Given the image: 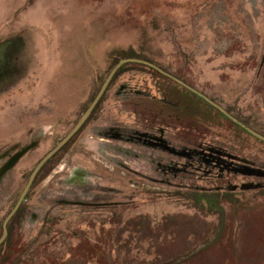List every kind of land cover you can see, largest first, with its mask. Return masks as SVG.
Masks as SVG:
<instances>
[{
	"label": "rangeland",
	"instance_id": "obj_1",
	"mask_svg": "<svg viewBox=\"0 0 264 264\" xmlns=\"http://www.w3.org/2000/svg\"><path fill=\"white\" fill-rule=\"evenodd\" d=\"M124 58L264 136V0H0V75L16 76L0 149L38 142L11 198ZM122 65L40 170L0 264H264V142Z\"/></svg>",
	"mask_w": 264,
	"mask_h": 264
},
{
	"label": "flooded vegetation",
	"instance_id": "obj_2",
	"mask_svg": "<svg viewBox=\"0 0 264 264\" xmlns=\"http://www.w3.org/2000/svg\"><path fill=\"white\" fill-rule=\"evenodd\" d=\"M15 78H16V76L0 75V87L2 86V84L8 83V82H10V80L15 79ZM3 93H5V92L0 90V95H2ZM89 115H88V117H89ZM87 118H86V120H87ZM79 128L72 134V136L79 130ZM37 145H38V142L36 140H34L33 138H31L25 144H22L19 141H14V142H12L10 144V146H6L5 148L0 149V213L2 212V210H4V212H2L3 213V216H2V218H1L2 220L0 222V236H1L2 230H3V221H4L5 217L9 214V212L15 206V204H16V202H17V200H18V198H19V196H20V194H21V192H22V190H23V188H24V186H25V184H26L29 176H30L31 171L33 170L32 169L30 171V173H29V175H28L25 183L23 184L21 190L19 191V194L14 199L13 197L11 198V195H13V193H15V191L18 189L19 184H20V181H23L24 180V177H23L24 172L19 173L18 172V169H17V166H18L20 160L29 151L34 150ZM56 152L53 153L45 161V163L49 159H51L53 156H55ZM45 163L40 167V169L37 171V173L33 177L32 182H31L28 190L26 191L25 195L23 196L21 202L19 203L18 207L15 209V211L13 212V214L10 216V218L6 222V224H5V227H6V235H5L4 239L2 240V242H4L7 239V237H10L12 239H14L15 237L18 238V235H16V233L19 231L18 230V227L21 225L22 219L24 218V215H23V202L25 201L26 195L28 194V192L31 189V187L34 186V184H35V182H36V180L38 178L39 172L44 167ZM8 180H10L9 183H8ZM11 203H12V205L10 206Z\"/></svg>",
	"mask_w": 264,
	"mask_h": 264
},
{
	"label": "water",
	"instance_id": "obj_3",
	"mask_svg": "<svg viewBox=\"0 0 264 264\" xmlns=\"http://www.w3.org/2000/svg\"><path fill=\"white\" fill-rule=\"evenodd\" d=\"M127 62H135V63H140V64H144L146 66H149L151 68H153L154 70H156L157 72H159L160 74L166 76L167 78L173 80L174 82H176L177 84H179L180 86H182L183 88H185L186 90L192 92L193 94L197 95L198 97H200L201 99H203L205 102H207L208 104H210L211 106H213L215 109H217L218 111H220L224 116H226L229 120H231L233 123H235L236 125L240 126L241 128H243L246 132L250 133L251 135H253L254 137L258 138L259 140L264 142V136L255 132L253 129H251L250 127H248L247 125H245L243 122H241L240 120H238L237 118H235L234 116H232L230 113H228L224 108H222L220 105H218L216 102H214L213 100L209 99L207 96H205L204 94H202L201 92H199L198 90H195L194 88H192L191 86L187 85L185 82H183L182 80L174 77L173 75L169 74L168 72L162 70L161 68H159L157 65L148 62L146 60H142V59H137V58H124V59H120L118 60L113 67L110 69V71L108 72V74L106 75L104 81L102 82L99 90L97 91L96 95L94 96V98L92 99V101L90 102V104L88 105V107L86 108V110L83 112V114L81 115V117L79 118V120L74 124V126L71 128V130L60 140L57 142V144L51 148L35 165V167L33 168V170L30 173V176L15 204V206L13 207V209L9 212V214L5 217L4 221H3V230H2V234L0 236V243L2 242V240L4 239L5 235H6V227L5 224L8 221V219L10 218V216L13 214V212L15 211V209L18 207L19 203L21 202L23 196L25 195L26 191L28 190L33 177L35 176V174L37 173V171L40 169V167L45 163V161L53 154L55 153L71 136L72 134L82 125V123L86 120V118L88 117V115L90 114V112L92 111V109L94 108V106L96 105L97 101L99 100L100 96L103 94L104 90L106 89L111 77L113 76L114 72L124 63Z\"/></svg>",
	"mask_w": 264,
	"mask_h": 264
},
{
	"label": "trees",
	"instance_id": "obj_4",
	"mask_svg": "<svg viewBox=\"0 0 264 264\" xmlns=\"http://www.w3.org/2000/svg\"><path fill=\"white\" fill-rule=\"evenodd\" d=\"M133 63H134V62H133ZM139 64H140V63H139ZM122 66H123V65H121V66L117 69V71L114 72V74L117 73V72L122 68ZM149 68L152 69V70L154 71L153 68H151V67H149ZM155 71H156V70H155ZM157 74L160 75V76H163V75L160 74V73H157ZM163 77H165V76H163ZM165 78H167V77H165ZM167 79H168V80H171V79H169V78H167ZM187 91H188V90H187ZM189 92H190V91H189ZM194 95H195V94H194ZM195 96H196V95H195ZM199 98H200V97H199ZM202 100H203V99H202ZM206 103H207V102H206ZM211 107H213V106H211ZM218 112H219V111H218ZM225 118L227 119V117H225ZM228 120H229V119H228ZM234 125H236V124L234 123ZM236 126H238V125H236ZM238 127H239V126H238ZM240 129H241V128H240ZM242 130H243V129H242ZM61 148H62V147H61ZM61 148H60V149H61ZM60 149H59V150H60Z\"/></svg>",
	"mask_w": 264,
	"mask_h": 264
}]
</instances>
